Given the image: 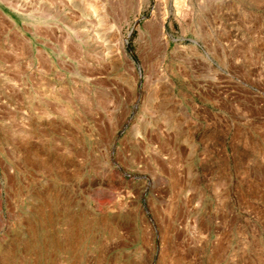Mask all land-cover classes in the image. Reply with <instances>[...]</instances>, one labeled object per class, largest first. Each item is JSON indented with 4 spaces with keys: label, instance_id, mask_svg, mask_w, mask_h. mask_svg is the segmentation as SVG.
<instances>
[{
    "label": "rangeland",
    "instance_id": "rangeland-1",
    "mask_svg": "<svg viewBox=\"0 0 264 264\" xmlns=\"http://www.w3.org/2000/svg\"><path fill=\"white\" fill-rule=\"evenodd\" d=\"M173 4L0 0V264H264V0Z\"/></svg>",
    "mask_w": 264,
    "mask_h": 264
},
{
    "label": "bare ground",
    "instance_id": "bare-ground-1",
    "mask_svg": "<svg viewBox=\"0 0 264 264\" xmlns=\"http://www.w3.org/2000/svg\"><path fill=\"white\" fill-rule=\"evenodd\" d=\"M174 1V4H173V8H174V10L176 11V14L177 15H181V14H183L182 12L184 11V9H185V7L187 6V4H189L190 3V1L191 0H173ZM159 2H160V4L161 5H163L162 7L164 8L163 10H160V12L158 13V14H155L154 16L155 17H167V15H168V11H167V7H168V0H159ZM139 8L141 7V2H139ZM91 6V5H90ZM90 6H88V8L90 7ZM93 6H91V8H92ZM161 7V8H162ZM165 7H166V9H165ZM93 10L95 9L94 7L92 8ZM89 10V9H88ZM161 11H162V13H161ZM95 12V11H94ZM114 15V14H113ZM126 16H128V14L126 15ZM164 18H161L158 22H157V28H158V30H159V36H161L162 37V42L163 41H165L166 42V46H167V41H166V39H165V37H164ZM118 26V25H117ZM120 26V25H119ZM118 26V27H119ZM120 29V28H119ZM97 39V38H96ZM157 39H158V37H157ZM165 46V47H166ZM107 56H108V54H107ZM15 85V84H14Z\"/></svg>",
    "mask_w": 264,
    "mask_h": 264
},
{
    "label": "water",
    "instance_id": "water-1",
    "mask_svg": "<svg viewBox=\"0 0 264 264\" xmlns=\"http://www.w3.org/2000/svg\"><path fill=\"white\" fill-rule=\"evenodd\" d=\"M125 42L127 43V41L125 40Z\"/></svg>",
    "mask_w": 264,
    "mask_h": 264
}]
</instances>
